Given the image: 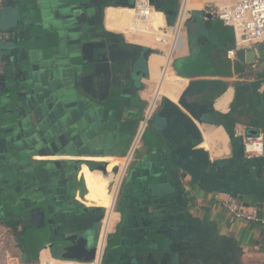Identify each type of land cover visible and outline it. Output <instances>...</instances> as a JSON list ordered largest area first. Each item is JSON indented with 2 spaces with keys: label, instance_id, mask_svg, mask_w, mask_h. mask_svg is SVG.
Segmentation results:
<instances>
[{
  "label": "water",
  "instance_id": "1",
  "mask_svg": "<svg viewBox=\"0 0 264 264\" xmlns=\"http://www.w3.org/2000/svg\"><path fill=\"white\" fill-rule=\"evenodd\" d=\"M135 1L0 0L1 226H21L23 233L31 235L40 224L42 233L36 239L45 233L54 237L61 217L79 210L70 198L72 162L58 158L105 156L125 138L127 120L119 122L118 117L127 106H140L133 91L142 75L141 63L154 52L123 49L103 31V18L108 6L134 9ZM148 1L161 10L157 3L161 0ZM162 12L166 18L175 16L171 9ZM196 13L212 18L208 10ZM187 38H192L190 31ZM235 59L253 66L245 74L253 81L237 84L233 106L223 118L240 123L250 137L264 136V62L259 63L264 61V51L239 49ZM194 85L208 84L191 82L178 105L196 121L213 113V103L207 96L192 94ZM169 123L179 126V138L167 136ZM152 124L126 185L134 200L126 206L119 202L126 232L115 248L107 250L105 261L115 255L128 264H175L177 260L181 264L180 246L171 238L159 243L157 235L162 226L166 232L174 231L173 225L185 214L179 203L202 185L261 207L253 193L240 188L243 176L249 177L257 168L245 158L239 139L235 138L238 147L231 160L210 163L205 152L192 150L195 145L186 138L192 133V122L176 106L164 100ZM228 135L234 137V131ZM107 165L95 163L93 169L106 174ZM92 229H79L50 247L55 245L53 251L61 259L89 261L95 251L89 240ZM161 251H167L165 257Z\"/></svg>",
  "mask_w": 264,
  "mask_h": 264
},
{
  "label": "crops",
  "instance_id": "2",
  "mask_svg": "<svg viewBox=\"0 0 264 264\" xmlns=\"http://www.w3.org/2000/svg\"><path fill=\"white\" fill-rule=\"evenodd\" d=\"M109 8L124 9L122 6H108L105 8L103 18V31L108 35H113L119 44L123 48L139 47L149 48L140 44H136L140 41L131 42L126 38V34L123 32H117L110 30L106 26V11ZM129 10V9H128ZM203 8L196 9L194 12L203 11ZM155 24L156 32L161 26L157 19L156 12ZM202 21H199L198 25L192 28V20L188 22V26L191 29L192 40L186 39L185 45L181 53L177 54L171 61V69L166 71L167 78L161 79L162 67L164 66L167 55L165 53L157 52L154 54L164 58V62L157 67V73L155 75L150 71V56L146 60V68L142 69V75L140 76L141 88H138L136 93L133 94V98H136L140 106L131 105L127 106L125 114L118 117L119 122L126 121L127 131L125 138L121 139L117 148L113 145L111 151L106 152V155L99 153L97 156L89 155H73L59 157V160L65 162H74L80 164V172L76 178V195L78 201L84 204L85 207L99 206L104 209L107 208L108 198L111 192V172L114 171V165L121 163L120 159L123 154L128 150L130 142L135 134L140 114L145 107V101L150 99L152 92L159 86L160 96L164 102L168 101L176 106L192 122V133L187 135V141L193 143L195 146L193 151H201L207 154L208 161L210 163H222L226 164L233 157V149L231 141L227 132V124L230 130L234 131L238 127H243L240 123L233 124L227 119L223 118V115L227 114L233 106L235 100V87L237 84H245L253 81V77L245 75L247 71H250L252 67L242 65L236 59L230 61L225 58L226 51L232 49L234 46V34L231 28L223 26V24L212 17L208 19L206 16H202ZM199 24L206 25V29L199 30ZM207 29H210L207 31ZM203 31V32H202ZM151 49V48H150ZM257 49L258 52L264 51V46H254L252 50ZM159 51L162 48L159 47ZM264 61H259L263 64ZM176 64L179 68H176ZM203 66L209 68L208 73L200 71ZM141 69V68H140ZM156 72V71H155ZM195 72V74H194ZM174 81V82H173ZM172 82V83H171ZM191 82H207L208 85L194 86V95L207 96L215 94L210 100L213 103V120L208 121L213 125H199L193 120L190 115L185 112L179 105L178 100L182 93L190 86ZM223 83L224 88L219 84ZM172 86H176V91L172 89ZM264 88V86H263ZM263 90V89H262ZM231 93L229 102L225 104V100L220 99L225 93ZM220 99V100H219ZM219 101V103H218ZM224 110L217 109L216 105ZM136 107V109H135ZM138 111V112H136ZM220 114V115H217ZM153 127V124H152ZM151 127V128H152ZM225 127V128H224ZM220 131V132H218ZM168 137L174 139L179 138L181 130L179 126L171 127L166 132ZM196 134L200 135L197 136ZM223 135V137L221 136ZM213 136L212 140H209ZM264 138L263 135H259ZM145 147V140L142 142L141 149L135 156L133 166H130V172L128 178L122 188V194L132 195L131 191L126 185L129 180V176L133 170L135 164L141 159V153ZM203 151V152H202ZM141 155V156H140ZM252 166L260 168L258 171L255 169L250 176L246 178L243 176L241 189L243 191H249L257 197V203L261 206L259 211L264 215V156L252 161ZM71 163V164H72ZM73 163V164H74ZM92 164L91 169L85 165ZM95 163H109L107 165V173L104 174L99 169L95 168ZM72 164V165H73ZM70 165V164H69ZM84 167L94 172L91 181L85 183L82 187V179L85 178ZM257 170V171H256ZM109 174V175H107ZM81 188V189H80ZM190 195L183 198L179 203L181 209L185 213L184 216L175 222L174 237L171 238L177 246L181 255V264H264V229L260 226L238 221L230 216L214 204V198L218 195L225 194V191L212 188L209 184L199 189H195L190 192ZM82 200H86L83 202ZM238 202L250 207H254L255 201L239 200ZM175 203H178L175 201ZM256 203V204H257ZM175 207H177L175 205ZM181 211L178 210L180 214ZM115 220L111 229V236H115V226L120 223L121 216L119 210L113 211ZM99 230V229H98ZM99 232V231H98ZM27 239H21L15 237L9 230L0 225V264H35L38 260H48L49 257H53L51 251L46 246V243L42 242L37 244L36 259L31 261V252L36 245H30ZM106 244V243H105ZM117 243L113 240L110 248H114ZM176 246V249H177ZM111 264L112 262L109 261ZM175 264H180L177 260Z\"/></svg>",
  "mask_w": 264,
  "mask_h": 264
},
{
  "label": "built area",
  "instance_id": "3",
  "mask_svg": "<svg viewBox=\"0 0 264 264\" xmlns=\"http://www.w3.org/2000/svg\"><path fill=\"white\" fill-rule=\"evenodd\" d=\"M201 3L204 10L218 19L223 26L232 29L234 34V46L226 51L225 58L232 61L235 59L236 51L239 49L252 50L257 45L264 46V0H178V8L175 12L172 24H167V19L162 11H158L148 0H136L135 17L138 21L146 22L152 12H160L164 17V26L159 28L154 36V43L160 45L162 51L152 49L154 52L165 53L166 62L162 67L161 79L167 78L166 71L171 69L172 59L184 48L187 39V25L191 20L192 13L196 10L191 8L195 3ZM150 27V26H149ZM125 35V34H124ZM155 52V53H157ZM162 102L159 86L152 92L150 99L145 101L146 105L141 112L135 134L130 142L129 148L120 159L121 163L115 166L111 174V193L115 199L112 213L120 186L130 168L135 161L136 153L141 149L142 140L148 129L154 114ZM234 137L239 139L243 148L244 156L247 160L259 159L264 156V138L262 136L250 137L246 134L244 127L234 130ZM257 145L259 151L250 152L249 147ZM109 164V163H107ZM109 175V174H107ZM214 204L221 208L226 215L231 218L256 224L264 229V215L256 207L245 206L230 193L218 195L214 198ZM108 210L104 209V214L99 223V233L93 258L89 261H77L49 257L48 260H38L37 264H102L105 254V243L111 235L112 226L105 225V218Z\"/></svg>",
  "mask_w": 264,
  "mask_h": 264
},
{
  "label": "flooded vegetation",
  "instance_id": "4",
  "mask_svg": "<svg viewBox=\"0 0 264 264\" xmlns=\"http://www.w3.org/2000/svg\"><path fill=\"white\" fill-rule=\"evenodd\" d=\"M174 1L175 0H161V1H157V3L163 8H169V7H171L173 5ZM136 20L137 19L135 17V11H133V10H118V11H115V15H113V21H112L113 22V26L115 28L112 27L111 30L117 31V32H123L124 34L128 35L129 33H131L134 30L133 28H134V25L136 24L134 21H136ZM144 23L146 24V26L148 28L154 30L155 33H156V30H155L156 29V24H155L154 12H152V15ZM136 44H140V45L145 46L141 42H138ZM123 49L128 50V51H136L137 53L140 51V49L137 48V47H135V48L134 47H130V48H127V49L123 48ZM136 52H135V54H136ZM156 58L159 59L160 61L155 63V67H154L155 71H157L158 65H161L164 62V58H162L160 56H157ZM141 71H142V69H141ZM139 81H140V79H139ZM138 87L139 88L142 87L140 82H138ZM138 87L135 88V91H133V94L136 93ZM213 96L214 95H207V97H208L207 100H209V101L212 100ZM221 99H226L227 100V93H225V95H223V97H221ZM162 102H163V100H162ZM162 102L160 103L158 110L154 114V116H153V118L151 120L152 122L154 121V118L158 114L159 109L161 108ZM66 165L67 164H64L63 166H66ZM70 165L73 168V173H72L71 177L69 178V181L70 180L73 181L70 184L71 188H72V194H71L70 198H72L73 201H75L76 207L79 210H77V212L72 213V216H65V217L63 216V217H61V219L59 220V223H61V225H58V230L56 231V234H55L54 237H52V235H46V233H45L42 236H39V238H37V239L33 237L34 240L31 241L30 234L27 235V234L23 233V228L21 226L5 225V228H8V230H10L9 232L12 235H15V237H20L23 240L27 239V241L29 242L28 243L29 246L30 245H35L38 242L39 243L44 242V243H46V246L50 247V245L55 244V241L66 239L68 237V235L72 236L74 233H76V231H78L79 229L81 230L84 227H93V228H95V226H97L98 229H99L98 223H100V220H101V218H102V216L104 214V208L99 207V206L85 207L84 204H82V203H80V201H78L77 195H76V187H77L76 178H77V175L80 172V164L76 163V164H73V165L70 164ZM124 180H123V182H122V184L120 186V189L118 191L116 202H115V206H114L115 211L119 210V214L122 217L120 223L116 224L117 226H115V236H114L115 242L116 241L118 242V237L119 236H124V233L126 232L125 228H124V226L122 224V222H123V211H121V207H119L121 205V204H119V202L120 203L122 202V204L124 206H126L128 204H131L133 202V200H134V197H135V196H131V195H126L125 193H124V195L122 194L121 191H122V188H123V185H124ZM74 187H75V191H74ZM82 201L85 202L86 200H82ZM128 212L132 213V212H134V210H128ZM114 217H115V215L112 214L111 215L110 224H111V221L113 220ZM53 223H58V222L57 221H53ZM139 224H141V223H139ZM146 224H147V221H146ZM21 225H23V223ZM40 227H41V225L38 224L36 226V228H35L36 231L33 232V233L37 234V235H40V233H42V231H40V229H39ZM45 230H46V228L44 229V231ZM54 230H56V229H54ZM166 231H167V228L166 227L164 228V226H162L161 229H160V233L162 235L161 234L157 235V240L159 241V243L165 242V240L167 238H173L174 237V233H169V232H166ZM49 247H48V249L51 251L52 254L59 255L58 252H54L53 251L55 249V245H53L50 248ZM174 248L175 247H173V249ZM151 249H153V248H151ZM168 249H169V245L166 247V250H168ZM166 252H162L161 251V255H163L162 257H165L164 253H166ZM106 253H107V251H105L104 258L106 256ZM122 258H123V256L120 257V256L111 255L108 258V261H111L112 264H128L126 261H123Z\"/></svg>",
  "mask_w": 264,
  "mask_h": 264
},
{
  "label": "bare ground",
  "instance_id": "5",
  "mask_svg": "<svg viewBox=\"0 0 264 264\" xmlns=\"http://www.w3.org/2000/svg\"><path fill=\"white\" fill-rule=\"evenodd\" d=\"M191 8L193 9H200L202 8V4L201 3H198V2H195ZM129 8H125V10H128ZM118 10H124V9H113V8H109L107 9L106 11V26L108 28H110V30L113 28H115L113 26V15H115V11H118ZM129 10H132V9H129ZM156 15H157V19L160 21V22H164V17L163 15L160 13V12H156ZM136 24L134 25V30L129 33L128 35L126 34V38L131 41V42H135V41H140L141 43H143L145 46L151 48V49H158L160 47V45L158 44H155L154 43V36H155V31L148 28L146 26V24L142 21H134ZM163 25L159 26V28H162ZM126 31V30H125ZM159 56L157 54H152L150 56V68H151V72L153 75H155L157 73V71L155 72L154 70V67H155V63H157L158 61H160L159 59H157L156 57ZM174 82V81H173ZM172 83V82H171ZM194 86H198V85H194ZM193 86V87H194ZM199 86H204V85H199ZM192 87V89H193ZM172 89L174 91H176V86H172ZM185 92V91H184ZM183 92V93H184ZM182 93V94H183ZM225 95V94H224ZM230 95L231 93H227V100L226 99H222V100H225V104L227 105V103L229 102V99H230ZM223 97V96H222ZM221 99V98H220ZM219 99V100H220ZM219 103V101H218ZM216 105L217 109L219 110H224L225 109V106L223 108H219V105ZM217 115H220V114H217ZM212 121L213 120V114L212 113H206L203 117H201L200 119H197L196 122L199 124V125H213L211 123H209L208 121ZM220 132V131H218ZM197 136H200L198 134H196ZM223 137V135H221ZM210 139L209 140H212L213 136L209 137ZM259 146L257 145H254V146H251L249 147V151L250 152H257L259 151ZM120 163V162H119ZM118 163V164H119ZM117 164V165H118ZM114 165V169H115V166H117L116 164H113ZM109 166V165H108ZM93 173L94 172H90L88 171L85 167H84V174H85V178L82 179V184L81 185L82 187L85 185V183H87L88 181H91L93 177ZM81 189V188H80ZM115 199L113 197V194L110 192V195H109V198H108V204H107V208L106 210H108L107 212V215H106V218H105V225L107 223L108 226H111L115 220V217L113 218V220L111 221V224H110V220H111V215L113 214L112 213V207H113V203H114ZM110 224V225H109Z\"/></svg>",
  "mask_w": 264,
  "mask_h": 264
},
{
  "label": "rangeland",
  "instance_id": "6",
  "mask_svg": "<svg viewBox=\"0 0 264 264\" xmlns=\"http://www.w3.org/2000/svg\"><path fill=\"white\" fill-rule=\"evenodd\" d=\"M192 17H193V20H192V28L194 27V29H195V27L198 25V23H199V21H202L201 19H202V15L201 14H198V13H193L192 14ZM199 30H203V28H202V26L200 25L199 26ZM189 31H191V29L189 28V26H188V32ZM203 32V31H202ZM190 40V42H191V40H192V38H190L189 39ZM258 46H260V45H258ZM178 65H180V64H176V68H179V66ZM145 68H146V63L145 62H142V64H141V69H144L145 70ZM209 68H207L206 66H203L202 68H201V72L202 71H205L204 73H208L209 71ZM152 121L149 123V126H148V129L146 130V133H145V135H144V137H143V140H142V142L145 140V136H146V134H148L149 132H150V130H151V127H152ZM138 153H136V155H137ZM85 165H87L90 169H91V166H92V164H86V163H84ZM98 225H99V223H98ZM98 227L97 226H95V228H93L92 230H91V232L89 233V240H90V246H91V248H95L96 247V244H97V239H98ZM35 235L36 234H34V233H32L31 235H30V237L32 238V237H34L35 238ZM113 240H114V236L112 237L111 235L110 236H108V238H107V240H106V247H105V250L107 251V250H109L110 249V246L112 245V243H113ZM38 244V243H37ZM37 244L34 246V248H33V250H32V252H31V261H35V260H37L36 259V251H37ZM52 256L53 257H55V258H59V255H57V254H52ZM69 260H73V259H69ZM77 261H83V260H77ZM102 264H111L109 261H105V259L103 258V261H102Z\"/></svg>",
  "mask_w": 264,
  "mask_h": 264
},
{
  "label": "trees",
  "instance_id": "7",
  "mask_svg": "<svg viewBox=\"0 0 264 264\" xmlns=\"http://www.w3.org/2000/svg\"><path fill=\"white\" fill-rule=\"evenodd\" d=\"M177 8H178V0H175L174 1V3H173V5L171 6V7H169V8H161V10H158V11H166V10H168V9H171V10H173L174 12H176V10H177ZM167 19V24H172L173 23V21H174V16H169V17H167L166 18ZM160 22V21H159ZM160 25H163L164 26V22H160L159 23ZM225 128V127H224ZM227 132H229L230 134H232V130H230L229 129V127H228V124H227ZM231 139V145H232V149H233V152H235V150L237 149V142H236V139H235V137H232V138H230Z\"/></svg>",
  "mask_w": 264,
  "mask_h": 264
}]
</instances>
